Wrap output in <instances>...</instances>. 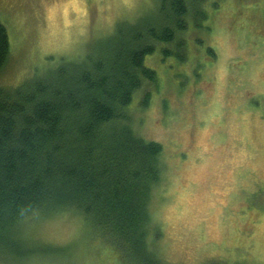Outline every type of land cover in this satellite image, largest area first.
Returning <instances> with one entry per match:
<instances>
[{
	"label": "rangeland",
	"instance_id": "obj_1",
	"mask_svg": "<svg viewBox=\"0 0 264 264\" xmlns=\"http://www.w3.org/2000/svg\"><path fill=\"white\" fill-rule=\"evenodd\" d=\"M212 1L214 16L209 12L202 25L207 29L189 32L192 41L184 46L162 44L154 52L158 86L150 87L146 108L144 91L135 94V127L144 137H165V147H174L175 169L185 167L179 173L185 182L157 215L169 264H264V0ZM154 5L0 0L11 51L0 85L15 87L62 59L82 56L119 21H133ZM23 239L54 250L5 264L118 263L74 214L38 218L24 227Z\"/></svg>",
	"mask_w": 264,
	"mask_h": 264
},
{
	"label": "trees",
	"instance_id": "obj_2",
	"mask_svg": "<svg viewBox=\"0 0 264 264\" xmlns=\"http://www.w3.org/2000/svg\"><path fill=\"white\" fill-rule=\"evenodd\" d=\"M152 1L153 9L119 21L82 56L62 59L15 87L0 85L1 264L53 251L26 243L23 229L57 212L74 214L117 264H169L157 215L185 182L179 174L185 167L175 169L174 147H165V137L141 135L131 104L144 91L141 107L150 106V87L159 82L154 52L162 44L184 46L192 41L189 32L207 29L203 20L214 16V3ZM208 51L216 55L212 45ZM10 54L0 19V73Z\"/></svg>",
	"mask_w": 264,
	"mask_h": 264
}]
</instances>
